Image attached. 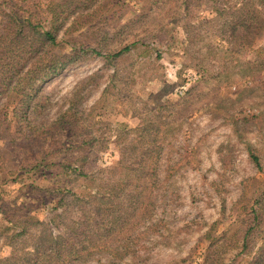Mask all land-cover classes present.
<instances>
[{"label":"rangeland","instance_id":"rangeland-1","mask_svg":"<svg viewBox=\"0 0 264 264\" xmlns=\"http://www.w3.org/2000/svg\"><path fill=\"white\" fill-rule=\"evenodd\" d=\"M3 1L0 12L19 6L38 19L50 2ZM93 16L83 25L67 20L66 29H78L62 33L61 52L136 46L118 59L83 54L42 84L29 122L18 121L13 99L7 102L0 113V225H9L3 212L30 215L51 223L55 238L64 235V226L53 227L51 202L79 193L83 183L62 165L84 150L100 166L119 161L121 149L137 162L145 148L125 134L144 126L160 153L156 209L143 221L154 231L130 246L134 252H102L75 264H264V0H104ZM69 109L78 113L77 130L42 128ZM35 163L41 168L31 172ZM31 243L26 237L19 245L32 251ZM117 244L129 240L121 236ZM11 245L0 242V259L13 254Z\"/></svg>","mask_w":264,"mask_h":264},{"label":"trees","instance_id":"trees-1","mask_svg":"<svg viewBox=\"0 0 264 264\" xmlns=\"http://www.w3.org/2000/svg\"><path fill=\"white\" fill-rule=\"evenodd\" d=\"M102 1L50 0L45 10L46 16L42 19L37 18V12L19 6H12L9 12H0V113L3 108L8 111L7 102L13 99L11 104H14L18 121L29 122L31 112L37 109L35 105L43 94L42 84L64 72L71 63L80 60L83 54H95L109 60L118 59L136 46H126L116 53H104L95 48L83 49L74 55L61 52L64 42L62 33L78 29H66L67 20L72 19V26L83 25L85 19L95 17L93 15L98 12ZM5 3L8 2L3 1L0 7ZM93 112L94 108L85 117L93 118ZM79 123L78 113L69 109L50 124L41 126L50 129L60 125L62 128L68 126L77 130ZM32 124L30 122L29 126ZM152 133L144 126L126 132V136L134 134L131 137L133 143L145 148L140 155L141 160L137 162L129 163L121 149L119 152L122 158L119 161L112 166H100L96 164L99 160L97 158L89 163L90 156L95 153H84V150L74 162L62 165L64 172H69L83 184L79 187V193L66 191L59 201L51 202L53 227L64 226L66 230L61 237L55 238L50 233L51 223L47 224L36 216L23 215L21 218L10 219L3 212V220L9 225L7 228L0 225V242L4 238L10 241L13 254L0 259V264H75L102 252L118 257L123 250L126 254L133 251L131 245L136 246L148 239L150 231L154 229L143 227V221L156 209L154 189L159 178L154 159L160 156L149 144L153 142L149 140ZM88 135V143L94 145L98 139L93 138V133ZM253 160L258 163L256 157ZM40 168V164L35 163L30 170L35 172ZM115 178L118 183L110 188L102 186L103 191L92 188L97 181L107 182ZM121 236L129 240L126 247L117 244ZM26 237L31 239L32 251H25L26 247L19 245L24 243Z\"/></svg>","mask_w":264,"mask_h":264}]
</instances>
